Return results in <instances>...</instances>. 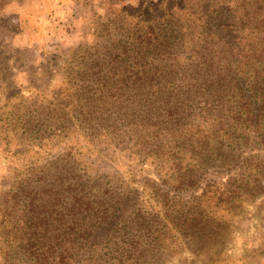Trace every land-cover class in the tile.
<instances>
[{
    "label": "rangeland",
    "instance_id": "rangeland-1",
    "mask_svg": "<svg viewBox=\"0 0 264 264\" xmlns=\"http://www.w3.org/2000/svg\"><path fill=\"white\" fill-rule=\"evenodd\" d=\"M205 3L264 12V0H0V264H35L30 250L18 247L24 238L14 202L27 201L21 188L39 198L37 181L44 180L60 201L67 190L79 192L80 179L91 185L93 202L120 200L127 209L117 228L137 212L162 214L163 204L200 198L199 230L174 235L158 264H264V192L234 207L225 202L229 193L242 197L245 182L264 189V173L254 174L255 161L229 171L217 156L248 129L244 106L264 98V66L257 55L243 61L244 95L228 78L215 82L218 91L201 85L186 92L194 83L186 76L200 65L194 52L217 48L201 29ZM258 30L264 25L247 26L246 34ZM135 73L163 94L153 100L154 88H120L137 80ZM259 121L264 145V109ZM174 130L182 135L164 136ZM163 195L167 201L158 202ZM129 235L100 238L86 264L128 263ZM76 250L53 260L46 250L40 258L77 264L83 252Z\"/></svg>",
    "mask_w": 264,
    "mask_h": 264
},
{
    "label": "trees",
    "instance_id": "trees-1",
    "mask_svg": "<svg viewBox=\"0 0 264 264\" xmlns=\"http://www.w3.org/2000/svg\"><path fill=\"white\" fill-rule=\"evenodd\" d=\"M260 1L262 2L263 0ZM222 4L216 3L212 5L205 3L199 5L200 10L203 12L200 20L201 24L203 22L204 27L201 29H204L205 34L211 36V39L214 40L217 45L214 51L218 55H214V51H211L212 54L202 56L198 52H194L200 65L196 66V70H194L192 75L186 76L187 79H190L189 81L193 80L194 82L190 85L189 81H186L190 85V88L186 89L187 93L198 92L197 87L201 85L203 90L209 92L212 90L218 91L215 87V82L228 78V81L235 82L236 88L244 95L246 88L244 89L242 78L240 75L238 76V73L240 74L239 67H241L243 61H249L253 56L257 55L258 60H262L261 63L264 66V33L258 30L257 35L246 34L247 26L253 30L258 23L264 25V12L260 11L257 13L256 10L247 9L242 12L238 4L231 5V7L226 9ZM212 21L214 27L209 26ZM205 34L202 33L203 39L206 40ZM170 37L171 35L164 36L163 34L164 40ZM144 53L142 52L143 56ZM124 54L128 58V53L125 52ZM214 60L222 62L223 67H215ZM135 74L137 80H133L130 84H124L120 88L135 86L136 89H140L142 85L144 89H146V86L148 87L146 89L148 90L147 92H140L139 94H148L149 88H154L153 94L156 96L153 100L163 94L159 86L149 81L142 84L144 77H138L139 74ZM262 80L264 81V77H262ZM105 85L108 84L105 83ZM140 106L142 104L138 105V107ZM263 109L264 98L262 100L250 99L247 105L244 106L247 114L245 118L250 124L248 129L240 135L241 138L236 140V145L233 149L226 153L217 154V156H220L219 158H222L221 162L223 163L220 164H230L228 167L229 171H231V168H237V171L239 169L244 170L247 167L245 164L247 161H255L253 165L254 174L264 173V145L259 143L260 139H257V128ZM145 115L149 116L148 114ZM127 116L128 114L125 115V117ZM233 130H236L235 127H232V132ZM226 134L228 135L229 132H226ZM166 135L175 137L182 135V133L174 130L166 132L164 136ZM261 138H263L262 135ZM242 141L244 142V149H247L246 152L240 150ZM255 154H260L261 159L254 158ZM245 185L241 194L242 197L229 195L230 193L225 195L227 206L234 207L237 202H246L245 198L252 200L259 192H264L259 185L247 182H245ZM47 186L44 180H41L40 184L37 181L35 193H41L39 198H34L35 194H32V189L28 191V187L23 186L21 192L26 195L27 201L23 205H19L16 201L14 202L19 216L15 220V224L19 225L20 236L24 238L23 241H19L18 247L20 250L23 247L26 250H30L29 254L34 255L35 264H42L45 261L40 256L46 250H49V256L53 260V255L56 257L61 256V258L68 255L73 256L74 254L70 253V251L75 249H77L76 253L80 250L83 252L82 255H77V259L75 258L77 264H86L87 260L92 258L87 256L88 252L96 247V243L100 238L113 235L115 240L122 242L123 235L127 233L130 234V241L126 242V244L129 246V251L133 254V257L129 258L126 264H158L159 255L164 251L168 253L169 250H172L170 247L172 246L171 242L174 235L181 233L187 236L195 233L199 230L197 227L201 223L202 216L198 215L200 212L201 214L203 213V210L199 209L202 201H200L198 196L194 195L192 200H178L173 206H164L163 204L162 214L156 211L150 216H143L141 212H137L129 219V222L117 228L118 223L123 218L119 217L127 210L122 205H119L120 200L107 204H102L101 201L93 202L92 199H95V196L88 190L91 185L81 179L77 183V187L80 188L79 192H69L67 190L66 196L60 198V201L57 197L53 196L52 198L48 195L49 187ZM81 190H86V192L82 193L83 191ZM164 201H167L164 195L161 199H158V202ZM53 205H59L62 208L54 214L48 212L49 207ZM63 216H70L71 218L68 217L64 220ZM118 232L122 237L118 235ZM206 232L208 234L207 230ZM204 234L205 232L202 231L200 237ZM166 241L170 242L167 243ZM142 242L144 243L143 247L141 246ZM29 247L31 248L29 249ZM39 250H42V252L39 253ZM116 263L122 264L120 260H117Z\"/></svg>",
    "mask_w": 264,
    "mask_h": 264
}]
</instances>
